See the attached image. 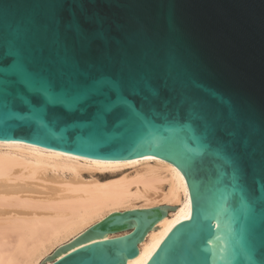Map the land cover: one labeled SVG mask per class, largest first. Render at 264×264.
Returning <instances> with one entry per match:
<instances>
[{"label":"water","instance_id":"95a60500","mask_svg":"<svg viewBox=\"0 0 264 264\" xmlns=\"http://www.w3.org/2000/svg\"><path fill=\"white\" fill-rule=\"evenodd\" d=\"M0 141L169 162L191 210L148 264H264V0H0ZM166 215L114 214L43 263L129 231L53 263L128 264Z\"/></svg>","mask_w":264,"mask_h":264},{"label":"bare ground","instance_id":"6f19581e","mask_svg":"<svg viewBox=\"0 0 264 264\" xmlns=\"http://www.w3.org/2000/svg\"><path fill=\"white\" fill-rule=\"evenodd\" d=\"M157 208L166 217L128 264H148L191 210L186 178L176 166L158 158L90 160L0 141V264H42L114 214ZM129 233L106 234L43 264Z\"/></svg>","mask_w":264,"mask_h":264}]
</instances>
